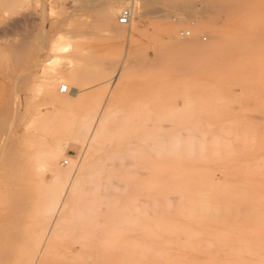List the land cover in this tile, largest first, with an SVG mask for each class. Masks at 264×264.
<instances>
[{
  "label": "rangeland",
  "instance_id": "1",
  "mask_svg": "<svg viewBox=\"0 0 264 264\" xmlns=\"http://www.w3.org/2000/svg\"><path fill=\"white\" fill-rule=\"evenodd\" d=\"M247 1L259 13L258 26H264V0ZM61 4V0H0V94L4 97L0 105V190L6 189L0 191V253L5 255L0 256V264H27L31 258V245L40 241L49 216L46 207L50 201H45V196L52 195L49 187L53 176L46 170L47 160L43 156L60 147L62 166L69 167L71 159L78 160L79 154L86 151L84 139L78 136L79 126L94 118L101 108L112 117L108 122L110 132L123 135L119 143L114 140L100 145L98 151L90 149L87 163L92 168L103 163L115 164L112 158L120 155L121 164L103 170L101 179L117 187H122L124 180L127 182H123L121 192L120 188L107 191L108 205L95 215L98 230L118 226L121 232L114 242L107 241L106 257L98 242H92L96 254L88 264H100V255L106 259L101 264H190L192 259L191 264H264V50L259 49L264 47V38L258 42L260 51L253 40L249 41L248 50L254 54L249 57L242 56L228 42L219 53H208L209 56L190 46L166 45L163 50L154 25L164 20L157 15L147 12L149 16L145 15L139 24L141 33L127 40L103 30L94 15L80 16V12L62 8ZM69 6L67 3L66 7ZM233 16L228 19L230 23L224 17L211 21L219 30L238 31L242 13L237 11ZM77 21L84 23L81 32ZM198 21L196 24L202 26ZM233 31L231 36L236 34ZM64 34L72 43L62 53L52 46ZM208 34L210 31L206 30L201 35ZM89 54L93 56L87 63ZM55 57L60 58V66L51 71L48 62ZM245 58L246 63L241 61ZM122 62L125 63L119 67ZM257 65L261 67L255 68ZM54 70H59L58 74ZM117 73V79L110 80ZM64 74L75 79L71 84L78 91L75 98L69 97V92H58L60 83L55 80L65 77ZM47 78L48 83L52 82L48 86L44 84ZM51 92L59 93L56 102H52V97L50 100ZM126 126L137 129L121 128ZM158 126L164 128L157 129ZM150 140L158 144L150 146ZM194 143H198V152ZM193 155L198 157L193 159ZM253 163L257 164L250 167ZM143 172L154 173L150 177ZM131 183L133 188L129 187ZM143 185L148 187L147 191ZM131 197L138 201L146 197L143 201H149V205L142 202L148 209L151 203L156 205L151 208L153 213L149 210L142 222L138 218L140 224L134 227L127 224ZM158 199L164 200V207ZM221 206L224 214H220ZM212 208L216 214L211 213ZM240 208L244 210L242 217ZM118 219L122 220L120 225L116 224ZM156 224L160 226L156 228ZM63 225L53 234L41 264H85L80 260L64 261L62 249L73 244L72 238L82 233V226H75L72 221ZM162 228H168V234ZM183 228L187 230L182 231ZM180 243L185 244L179 247ZM190 248L195 251L189 252ZM119 252L124 256L120 257ZM150 252L154 253L152 259Z\"/></svg>",
  "mask_w": 264,
  "mask_h": 264
},
{
  "label": "bare ground",
  "instance_id": "2",
  "mask_svg": "<svg viewBox=\"0 0 264 264\" xmlns=\"http://www.w3.org/2000/svg\"><path fill=\"white\" fill-rule=\"evenodd\" d=\"M6 1V0H5ZM62 4H61V7L62 8H66V9H69L71 11H76L77 13L80 12V16H84L86 18H88L90 15H94L96 19V22L99 23L100 27L104 28L103 30H108L110 33H113V34H116L118 35L119 37L121 38H124V39H135L137 37L136 34L139 33L140 31V26L139 24L141 23V20H143L145 17L149 16V13H152V15H157L158 18L160 19H163V23L161 24H156L154 25V31L157 32L159 34V37L157 38L161 47L163 46V50L164 48L166 49L167 47H164L166 45H169V46H172V47H176L178 45H182V46H190V47H194L197 49V51H201V52H204L207 56H209L208 53H210V55L214 52H217L219 53V51L222 50L223 48V45L224 43L226 44L227 42L228 43H231L234 50L235 51H238L242 56H248L249 55H252L251 54V50H248L249 49V41H254L255 44H256V47L258 49V47L260 46V44H258V42L260 41V39H263L264 38V26L261 25L260 27L258 26L259 25V21H261V19L259 18V13L257 11H255L252 7V5L247 1V0H135L134 1V21L129 25V26H120L117 24L116 22V17L117 15L119 14L120 12V9L124 6L127 5V1L126 0H61ZM69 3L70 6L69 7H66V4ZM68 6V5H67ZM43 7V6H42ZM45 7V6H44ZM52 7V5L50 6ZM54 7V6H53ZM56 7V6H55ZM42 9V8H41ZM59 9V8H58ZM172 9V10H171ZM62 10V9H61ZM65 11V10H64ZM67 11V10H66ZM241 12L242 13V16L241 18H239V23L237 25L240 26V29L238 31H233L235 32L236 34L233 36H231V31L229 30H225L224 28H221L223 30H219L214 24L213 22L211 21V18L213 20V18H220V17H224L223 19L226 21L231 18L233 16L234 13L236 12ZM149 12V13H147ZM169 12L171 14V12L173 14L169 15ZM44 13V12H43ZM47 13V12H45ZM65 13V12H64ZM68 14V12H67ZM148 14V15H147ZM44 14H42L43 16ZM147 15V16H145ZM64 17V16H63ZM62 17V18H63ZM77 17V16H76ZM154 17V16H153ZM234 17V16H233ZM80 18V17H79ZM61 19V18H60ZM59 19V20H60ZM76 19V18H75ZM200 20L198 21L199 24H201L202 26H198L196 24V20ZM202 19V21H201ZM260 19V20H259ZM218 20V19H217ZM88 21V20H86ZM155 21V20H154ZM226 21L224 23H226ZM230 20H228L227 22H229ZM54 22V21H53ZM51 22V23H53ZM76 22V21H74ZM85 22V20L83 21ZM82 22V23H83ZM90 22V21H89ZM216 22V21H215ZM223 22V20L221 21ZM58 23V22H57ZM56 23V24H57ZM78 23V21H77ZM82 23H78L77 27H78V32H81V24ZM55 24V23H54ZM59 24V23H58ZM61 24V23H60ZM84 25V23L82 24ZM55 26V25H54ZM53 26V27H54ZM57 26V25H56ZM55 26V27H56ZM251 26H255L254 28L251 29ZM256 26L258 27L256 28ZM83 27V26H82ZM221 27V26H220ZM223 27V25H222ZM74 28V27H72ZM231 29V28H230ZM258 29V30H257ZM53 30V29H52ZM55 30V29H54ZM143 30V29H142ZM206 30L210 31V34H208V36L204 35L202 36V32H205ZM144 31V30H143ZM59 33V32H57ZM141 33V32H140ZM139 33V34H140ZM156 33V34H157ZM60 34V33H59ZM62 34V33H61ZM115 35V36H116ZM142 35V34H141ZM146 35V34H145ZM156 37V36H154ZM64 40V41H63ZM69 39H66L65 38V34L63 36H58V40H56L55 42V45H53V49H55L56 51L58 50L59 52H62V53H65L66 50H68V48L70 47V44L72 43V40ZM111 40V39H110ZM102 41V40H101ZM231 41V42H229ZM129 42V41H128ZM154 42V41H153ZM76 43V42H75ZM258 44V45H257ZM26 45V44H24ZM23 45V46H24ZM46 45V44H45ZM15 46V45H14ZM13 46V47H14ZM23 46H22V50H23ZM41 46H43L41 44ZM55 46V47H54ZM74 46V45H73ZM116 47L114 48V50H116L117 48V45H115ZM12 47V46H11ZM10 47V48H11ZM36 47H39V45L36 44ZM119 47V46H118ZM225 47V46H224ZM263 47V46H262ZM42 49V47H40ZM104 48V47H102ZM111 48H113L111 46ZM20 49V50H21ZM99 49V48H98ZM105 49V48H104ZM124 49V48H123ZM161 49V48H160ZM169 49V48H168ZM173 49V48H172ZM221 49V50H219ZM229 49V48H228ZM259 49H262L264 50V47L263 48H259ZM258 49V50H259ZM18 50V48L16 49V51ZM26 50V49H25ZM54 50V51H55ZM100 50V49H99ZM255 49H253L254 51ZM15 51V52H16ZM46 51V50H45ZM70 51V50H69ZM98 51V50H97ZM111 51V50H109ZM195 51V50H194ZM260 51V50H259ZM258 51V52H259ZM20 52V51H18ZM22 52V51H21ZM76 52V51H75ZM88 52V51H87ZM86 52V53H87ZM90 52V51H89ZM117 52V51H116ZM200 52V53H201ZM262 52V51H261ZM24 53V52H23ZM85 53V54H86ZM120 53V52H118ZM130 53V52H128ZM223 53V52H222ZM231 53V51H230ZM22 54V53H21ZM20 54V55H21ZM117 54V53H116ZM226 54V52L224 53ZM228 54H229V50H228ZM228 54L226 56H228ZM232 54V53H231ZM259 54V53H257ZM129 55V54H127ZM254 55V54H253ZM252 55V56H253ZM92 54H89L86 56V61L87 63L90 62L92 59ZM257 56V55H256ZM214 57V56H213ZM216 58H217V55H216ZM254 58V57H253ZM211 59V58H210ZM240 58L237 59L236 62L239 61ZM260 59V58H259ZM68 60V59H67ZM214 60V59H212ZM245 59H241V61L244 62ZM248 60V59H247ZM251 61V60H250ZM64 63H69L68 61L66 62V60L63 61ZM72 62V61H71ZM84 61L81 62V64H83ZM242 62V63H243ZM248 62V61H246ZM244 62V63H246ZM262 62V61H261ZM125 62H122L119 64V67L120 65L122 66ZM259 63V62H258ZM239 64V63H238ZM56 65H59L60 66V58H54L52 59V61H49L48 62V68L52 71V69H54L55 67L57 68ZM68 64H64V66ZM205 66V64H203ZM69 66H72V63L70 64L69 63ZM108 66V65H107ZM128 66V64L126 65ZM225 66V65H224ZM259 65H257L255 68H257ZM54 67V68H53ZM103 67V66H102ZM261 67V66H259ZM71 68V67H70ZM105 68V67H104ZM217 68H220L219 66H217ZM217 68H215V71L217 72ZM59 69V68H57ZM109 69V68H107ZM214 69V68H213ZM212 69V70H213ZM47 70V69H46ZM119 70V69H118ZM220 70V69H218ZM263 69H261L262 71ZM56 73L59 71H56L54 70ZM53 71V72H54ZM61 71V70H60ZM64 71V70H63ZM73 71V70H71ZM68 72V71H66ZM55 73V74H56ZM63 73V72H62ZM58 74V73H57ZM68 74V73H67ZM255 74V73H253ZM60 75V73H59ZM65 75V74H64ZM70 75V73L68 74ZM73 75V74H72ZM117 74H115L113 77L110 78V80L113 78L114 80L117 79ZM257 75V74H256ZM261 75H262V72H261ZM48 76V75H47ZM53 76V75H52ZM57 76V75H56ZM63 76V75H62ZM62 76L58 77L62 80L59 81L58 78H57V81L55 80L56 83H60L59 85L57 84V87L59 89V87L61 85H63L62 83H65L64 85H67L68 88H70V90L68 91L69 92V97H74L77 95L78 91L75 90L71 84L72 82L75 80L73 77H63ZM253 77H256L255 75ZM52 80V79H51ZM48 81H50L48 78H47V81L45 79V82L44 84H46V86H48L49 84H52L51 83H48ZM77 81V80H76ZM53 81V83H55ZM113 83V82H112ZM42 84V83H41ZM49 88V87H48ZM48 88H47V92H48ZM51 88V87H50ZM53 88V87H52ZM114 88V87H113ZM83 91V90H82ZM112 91V90H111ZM55 93V92H54ZM81 93V92H80ZM83 93V92H82ZM49 94V92H48ZM46 94V95H48ZM52 94V95H51ZM51 94L49 95L50 97V100L52 99V102H56L54 101V99L56 100L57 96L59 93H55L53 95V93L51 92ZM89 95V94H88ZM52 97V98H51ZM59 97V96H58ZM61 102V101H60ZM178 110V109H177ZM15 111V110H14ZM29 111V110H28ZM18 114V112H17ZM264 114V113H263ZM92 115V114H91ZM56 117V116H55ZM16 118V117H15ZM112 118V117H111ZM111 118H109V116H107L105 114V109L104 108H101V110L98 112V114L92 118V119H89L88 121H85L80 124L79 126V137H81L82 139H84V144L85 145V152L84 153H81V155L79 154V157H78V160H75V159H71V165L69 167H64L62 166L61 162H60V157H61V148L59 147V150L57 151H54V152H48L46 157L45 155L43 156L46 160H47V163L44 162V165H46V170H50L51 173H52V183H48L47 186L50 184V192L52 193V195H48V196H45V201L49 202L48 203L49 205L46 207V211L48 213L49 216L48 217V220H47V223L45 224L46 227H45V231L40 239V241L36 244H32L31 245V249L32 252V256L31 258L29 257L27 259V264H41L43 259H45V255L47 254V251H48V248H49V243L53 237V234L55 233V231H57L63 224L69 222V221H72L74 222V225L75 226H82V233H80V235H75L74 238H72V245L69 246V247H64L63 250V257H64V261H74V260H80L82 262H84L85 264H88L90 261H92L93 257L95 256L96 252H94V248L92 247L91 248V243L92 242H95L97 244L100 245V247L102 248L101 252H102V255H104L105 257L107 256L106 253L105 254V251H107V247L109 245V243L107 241H111V242H114L115 240H117V236H118V233L121 232V228L120 227H113V226H110V223H108V227L109 228H105L103 230H98V222H97V219L95 218V215L98 214L104 207H106L108 205V202L105 201V196H106V193L107 191H109V189L112 191V192H115L117 191V189H121L120 192L122 191L123 187H124V181L121 182L122 183V187H117V185L113 182H103L102 181V177L104 176L103 175V170L107 169L108 167H111L112 165H115V166H119L121 164V162L123 161V158L118 155V156H114L112 158V161L116 162L115 164L113 163H103V164H100L98 166H94L93 168L91 167V165H89L87 163V160L89 159V153L88 152L90 149H94V152L95 151H98L99 150V147L100 145H108L110 144L112 141L114 140H117L118 143L119 141H121V137L123 134L122 133H112L110 132V126H108V122L111 120ZM249 118V117H248ZM247 118V119H248ZM2 119H6V118H2ZM67 120V119H66ZM3 123V122H2ZM29 123V122H28ZM27 123V124H28ZM1 124V123H0ZM77 124V123H76ZM79 124V123H78ZM1 126V125H0ZM6 126V125H5ZM27 126V125H26ZM77 128L78 126L75 125ZM189 127V125H187ZM193 126V125H192ZM51 127V126H50ZM54 127V126H53ZM166 127V126H165ZM55 128V127H54ZM122 129L124 128H128V129H137V128H132V127H121ZM139 128V127H138ZM161 128H164V126H158L157 129H161ZM200 128V127H199ZM208 128V127H207ZM209 129V128H208ZM50 130V129H49ZM78 130V131H79ZM179 130V129H178ZM53 132V131H52ZM76 132V131H75ZM27 133V132H26ZM28 134V133H27ZM132 133H127V135H130ZM199 134V133H198ZM260 134V133H259ZM31 135V134H29ZM264 135V134H263ZM28 136V135H27ZM32 136V135H31ZM77 136V137H78ZM183 134H182V138H183ZM258 136V135H257ZM185 137V136H184ZM190 136H188L189 138ZM202 137V136H201ZM217 137V136H216ZM215 137V139H217ZM262 137V135H261ZM260 137V138H261ZM24 138V136H23ZM22 138V139H23ZM28 138V137H27ZM73 138V137H72ZM186 138V137H185ZM182 139L183 140H185ZM24 142V140H22ZM79 139V138H78ZM81 139V140H82ZM170 139V138H169ZM168 139V140H169ZM220 141L223 139V138H219ZM251 140V139H250ZM261 140V139H260ZM42 141H44L42 139ZM49 141V139H48ZM208 141V140H206ZM223 141V140H222ZM28 142V141H27ZM35 142V141H33ZM47 142V140H46ZM64 142V140H63ZM68 142V141H67ZM147 142V141H146ZM197 142V140L195 141ZM32 143V142H31ZM37 143V142H36ZM35 145H38L36 144ZM40 143V142H39ZM258 143V142H257ZM33 144V143H32ZM44 144V143H43ZM158 142L156 140H150L149 142V145L151 146H154V145H157ZM191 144V142H190ZM195 144V147L196 150L198 149V146H196L198 143H194ZM42 147L44 145L40 144ZM176 145V144H174ZM185 145V144H184ZM58 146V145H57ZM63 146V145H62ZM193 146V145H192ZM205 146V145H204ZM39 147V146H38ZM208 147V146H207ZM153 147H151L152 149ZM184 148V147H182ZM193 148V149H194ZM205 147H203L204 149ZM81 149V148H80ZM102 149V148H101ZM120 149V148H119ZM257 149V148H256ZM184 150V149H182ZM195 150V149H194ZM195 150V152H196ZM199 150V149H198ZM197 150V152H198ZM53 151V150H52ZM82 151V150H81ZM260 151V150H259ZM263 151V150H262ZM80 152V151H79ZM168 152V151H167ZM166 152V153H167ZM192 153H195L193 151H191ZM196 152V153H197ZM199 154V153H197ZM183 155V154H182ZM196 155V154H194ZM193 155V159H194V156ZM203 155V154H202ZM190 156V155H189ZM188 156V157H189ZM192 156V155H191ZM201 156V155H200ZM68 157V156H67ZM184 157V155H183ZM198 156H196L195 158H197ZM92 158V157H91ZM102 158V157H101ZM129 158V157H128ZM59 159V161H58ZM192 158L190 159V161L193 160ZM43 160V159H42ZM258 161V160H257ZM125 163V162H124ZM260 163V162H259ZM258 163V164H259ZM257 163H253L252 165H250V167H253L255 166ZM43 165V164H42ZM132 165V164H131ZM170 166H172L171 164H169ZM260 165V164H259ZM62 166V168H61ZM152 166V165H150ZM158 166V165H157ZM64 167V168H63ZM153 167V166H152ZM155 167V166H154ZM49 168V169H48ZM123 168H126V167H123ZM145 168V167H144ZM43 169V168H42ZM251 169V168H250ZM253 171H255V169H252ZM251 170V171H252ZM48 171V172H50ZM158 172V170H157ZM50 173V174H51ZM124 173V172H122ZM126 173V172H125ZM128 173V172H127ZM133 173V172H132ZM154 173V172H153ZM152 172H149L148 174H146L147 176H150L151 174H153ZM177 173V172H176ZM144 172H143V175H145ZM255 174V173H254ZM124 175V174H123ZM123 175H120L122 178ZM129 175V173H128ZM145 175V176H146ZM112 176V175H111ZM133 176V175H131ZM129 176V177H131ZM151 177V176H150ZM165 177H171L170 175H167ZM176 177V176H175ZM127 178V177H126ZM166 179V178H165ZM7 180V178H6ZM24 181V180H23ZM133 181V180H132ZM155 181V180H154ZM161 181H163L161 179ZM11 182V181H10ZM127 182V181H125ZM136 182V181H134ZM228 182V181H227ZM3 183V182H2ZM6 183V182H4ZM22 183V182H21ZM26 182H24L25 184ZM137 183V182H136ZM135 183V184H136ZM144 182H142L143 184ZM153 183V182H152ZM151 183V184H152ZM221 183V182H220ZM231 183V182H230ZM248 183V182H247ZM12 184V182H11ZM10 184V185H11ZM15 184V183H13ZM141 184V182L139 184H137L138 186ZM191 184V183H190ZM251 184V183H249ZM10 185H9V188H10ZM17 185H19V183H17ZM131 188H133V183L129 184ZM222 185V183L220 184ZM224 185V184H223ZM170 186V185H168ZM186 185H184L183 187H185ZM215 186H218V185H215ZM231 186V184H230ZM253 186V185H252ZM8 187V186H7ZM12 187V186H11ZM13 187H15V185H13ZM127 187H128V183H127ZM143 188H145L146 190V187H144V185L142 186ZM152 187V186H151ZM171 187V186H170ZM173 187V186H172ZM176 187V186H175ZM229 187V186H228ZM250 187V186H249ZM248 187V188H249ZM36 188V187H35ZM140 188V187H138ZM148 188V187H147ZM166 188V187H165ZM182 188V187H181ZM230 188V187H229ZM127 189H130V188H127ZM250 189V188H249ZM12 190V189H10ZM40 190V189H39ZM43 190V189H42ZM148 190V189H147ZM146 190V191H147ZM1 192L2 191H6V189H1L0 190ZM110 191V192H111ZM236 192H238L237 190H235ZM130 192V191H129ZM231 192L233 193L234 190ZM241 192V190L239 191ZM124 193V192H123ZM138 193V192H137ZM48 194V193H47ZM110 196V195H109ZM140 196V195H139ZM126 197V196H125ZM147 197V196H146ZM146 197H143L142 198V201L143 199H145ZM174 199H176V196H173ZM173 197L171 199H173ZM128 198V197H127ZM121 201L122 198L120 197L119 198ZM149 199V198H147ZM173 199V200H174ZM256 199V198H254ZM140 200V199H139ZM159 200V205L162 204V206L164 207V203L163 201L164 200ZM172 202H176V201H173ZM183 200V199H182ZM141 200L138 201V199L136 198H133L131 197L130 198V205L128 204V219H127V224L131 227L133 225H139L140 223L138 222L140 219L138 218H141V222H142V219L144 218V216H148L147 213L149 210L152 211L151 208H154L156 205L153 203V206L150 204L151 208L148 209V207L146 205H144L146 203V200H144L143 203ZM151 201V200H150ZM160 201H162V203H160ZM259 201V199H258ZM148 205H149V201L147 202ZM146 203V204H147ZM174 204V203H173ZM177 204V203H176ZM175 204V205H176ZM113 205H116L115 202H113ZM174 205V206H175ZM121 206V205H120ZM125 206V205H124ZM191 206V205H190ZM189 206V207H190ZM19 207V205H18ZM176 207V206H175ZM174 207V208H175ZM262 207H264L262 205ZM222 209V213L220 212V214H224V207L221 206ZM159 209H160V206H159ZM166 207L163 209L165 210ZM119 210V209H118ZM162 210V208H161ZM161 210H159V213H161ZM211 210H215L216 209H211ZM233 209H231V212H232ZM108 211V210H107ZM120 211V210H119ZM149 211V212H151ZM214 212H211V213H215ZM244 213V210L240 208V217L243 216V213ZM125 212V211H123ZM127 212V211H126ZM157 212V211H156ZM155 212V213H156ZM113 213V212H111ZM153 213V211H152ZM192 213V212H191ZM190 213V214H191ZM217 213V212H216ZM215 213V214H216ZM233 213V212H232ZM125 214V213H124ZM151 214V213H149ZM157 214V213H156ZM156 214H153V215H156ZM122 215V214H121ZM159 215V214H158ZM234 215V214H233ZM110 216V215H109ZM107 216V217H109ZM152 216V215H151ZM151 216H149L148 218H150ZM252 216V215H251ZM211 217V216H210ZM125 218V217H124ZM150 222L153 217H151L150 219H148ZM162 218V217H161ZM160 218V219H161ZM167 218V217H166ZM120 219V218H119ZM117 221V225H120L122 223V220H119ZM146 219V218H144ZM240 219V218H239ZM116 220V219H115ZM114 220V222H115ZM146 220V221H147ZM210 220V219H209ZM148 222V221H147ZM172 222V221H171ZM152 224V223H150ZM160 224V223H159ZM159 224H156L158 228L160 225ZM188 224V223H187ZM106 225V223H105ZM143 225V224H142ZM147 224H145L144 226H146ZM64 226V225H63ZM134 227V226H133ZM179 227V226H178ZM196 227V226H195ZM70 228V227H69ZM68 228V229H69ZM125 228V226H124ZM208 228V227H207ZM164 229V231H166V233L168 232L167 229L168 228H162ZM166 229V230H165ZM77 230V229H76ZM81 230V229H80ZM125 230V229H124ZM129 230V229H128ZM131 230V229H130ZM145 231V229H143ZM150 231V228L147 229L146 228V231ZM170 230V229H169ZM185 229L183 228L182 231H184ZM187 230V229H186ZM185 230V231H186ZM59 231V230H58ZM143 231V232H144ZM147 231V232H148ZM173 231L175 232V227L173 229ZM163 232V231H162ZM171 232V230L169 231ZM127 233V232H126ZM164 233V232H163ZM165 233V234H166ZM173 233V232H172ZM171 233V234H172ZM181 233V231L179 232ZM178 233V234H179ZM215 233V232H214ZM144 234H148V233H144ZM168 234V233H167ZM177 234V233H176ZM180 235V234H179ZM186 236V234H183ZM188 235V234H187ZM195 235V234H194ZM198 235V234H197ZM218 235V234H217ZM152 236V235H151ZM178 236V235H177ZM187 237V236H186ZM184 237V238H186ZM71 238V237H70ZM168 238V237H167ZM182 239L184 240L183 242H185L186 239ZM196 238V237H194ZM219 237L217 236V239ZM172 239V238H171ZM177 239H181V238H177ZM188 239V238H187ZM192 239V238H191ZM159 240V239H158ZM162 240V238H161ZM189 240V239H188ZM155 241V240H154ZM153 241V242H154ZM168 241V240H167ZM175 242L177 240H174ZM161 242V241H160ZM191 242V241H190ZM193 242V241H192ZM191 242V243H192ZM207 242V241H206ZM218 242V241H217ZM108 243V245L106 244ZM166 243V242H164ZM169 243V241L167 242ZM182 243V242H181ZM179 244L181 247L182 245H184L185 243L183 244ZM215 243V241H214ZM177 244V243H176ZM188 244V243H187ZM222 244V243H220ZM178 245V244H177ZM216 245V244H214ZM219 245V244H218ZM65 246V245H63ZM120 246V245H118ZM122 246V245H121ZM120 246V247H121ZM126 246V249L128 248L129 245H124ZM156 246V245H155ZM189 246V245H188ZM204 245H202V248H203ZM178 247V249H179ZM24 248V247H23ZM28 248V247H27ZM121 248L124 249V247L122 246ZM183 248V247H182ZM26 249V248H25ZM24 249V250H25ZM57 249V247L55 248ZM122 249V250H123ZM130 249V247L128 248ZM23 250V252H24ZM29 250V251H30ZM51 250V249H50ZM54 250V249H53ZM97 250V249H96ZM133 249H131L132 251ZM157 250V249H156ZM191 251L189 252H192V248H190ZM4 251V250H3ZM27 251V249H26ZM25 251V252H26ZM55 251V250H54ZM53 251V252H54ZM100 250H97V253H100L99 252ZM138 251V250H137ZM195 251V250H194ZM53 252L51 251V253L53 254ZM108 252V251H107ZM130 251H128L127 254H129ZM140 252V250H139ZM138 252V253H139ZM198 252V251H197ZM195 252V253H197ZM22 253V252H21ZM27 253V252H26ZM25 253V254H26ZM50 253V252H49ZM59 253V252H58ZM150 253H153V252H150ZM199 253V252H198ZM23 254V253H22ZM52 257H55L56 254L52 255ZM140 254V253H139ZM177 254V253H176ZM232 254H234L232 252ZM62 255V254H61ZM111 255V254H110ZM120 257L121 255H123V252H119L118 254ZM117 255V256H118ZM153 255L154 253L150 256H151V259L153 258ZM174 255V254H172ZM0 256H5L3 253H0ZM58 256V255H57ZM97 256H99V254H97ZM103 256V258H105ZM118 256V257H119ZM125 256H127L125 254ZM48 257V256H46ZM59 257V256H58ZM58 257H55V258H58ZM132 256H130L131 258ZM180 257V256H179ZM183 257V255H182ZM181 257V258H182ZM1 258V257H0ZM60 258V257H59ZM100 261L101 263H104L106 262V259H103L100 255ZM98 258V259H99ZM116 258V257H115ZM148 258V257H147ZM185 258V256H184ZM47 259V258H46ZM103 259V261H102ZM111 259V258H110ZM159 259V258H158ZM188 259V258H187ZM60 260V259H59ZM3 261V259H2ZM8 261V259H7ZM6 259H5V262H7ZM62 261V259H61ZM65 261V262H66ZM109 261V259H108ZM107 261V262H108ZM142 261V259H141ZM156 261V259H155ZM184 261H186V258L184 259ZM189 261H191V259H189ZM194 259H192L191 262H193ZM98 262V261H97ZM96 262V263H97ZM190 262V264H191ZM95 263V264H96ZM100 263V264H101ZM170 263V262H169ZM259 263V262H258ZM99 264V262L97 263ZM171 264V263H170ZM175 264V263H174ZM188 264V263H187ZM197 264V262L195 263ZM260 264V263H259Z\"/></svg>",
  "mask_w": 264,
  "mask_h": 264
},
{
  "label": "built area",
  "instance_id": "3",
  "mask_svg": "<svg viewBox=\"0 0 264 264\" xmlns=\"http://www.w3.org/2000/svg\"><path fill=\"white\" fill-rule=\"evenodd\" d=\"M127 5L120 9L119 14L116 17V22L120 26H129L134 21V1L135 0H126ZM58 92L61 94L68 92L67 85H61L58 89Z\"/></svg>",
  "mask_w": 264,
  "mask_h": 264
},
{
  "label": "crops",
  "instance_id": "4",
  "mask_svg": "<svg viewBox=\"0 0 264 264\" xmlns=\"http://www.w3.org/2000/svg\"><path fill=\"white\" fill-rule=\"evenodd\" d=\"M3 99H4V97L1 96V94H0V105L4 103V100Z\"/></svg>",
  "mask_w": 264,
  "mask_h": 264
}]
</instances>
